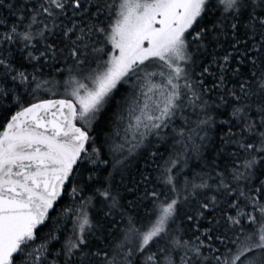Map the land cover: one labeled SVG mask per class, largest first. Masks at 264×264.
Wrapping results in <instances>:
<instances>
[{
	"label": "snow or ice",
	"instance_id": "6c2138e0",
	"mask_svg": "<svg viewBox=\"0 0 264 264\" xmlns=\"http://www.w3.org/2000/svg\"><path fill=\"white\" fill-rule=\"evenodd\" d=\"M5 8L15 19L0 16V264H264V0H0ZM45 66L67 70L62 98ZM188 109L197 119L173 129L181 147L161 174L167 191L141 194L147 177L125 194L112 172L97 181L110 125L123 183L125 153L163 138ZM204 153L230 155V167L213 162L179 185L173 169ZM66 194L74 207H60ZM145 199L141 222L132 213ZM194 200L185 220L198 234L186 240L174 225ZM117 219H127L123 239L106 251L93 237Z\"/></svg>",
	"mask_w": 264,
	"mask_h": 264
},
{
	"label": "trees",
	"instance_id": "16d2710c",
	"mask_svg": "<svg viewBox=\"0 0 264 264\" xmlns=\"http://www.w3.org/2000/svg\"><path fill=\"white\" fill-rule=\"evenodd\" d=\"M0 16L6 17L8 20H14L8 9H0ZM228 46L225 45V48ZM218 53L222 54V49L216 50ZM204 58H202L203 60ZM19 66V65H17ZM29 72L32 71V68L25 65ZM60 67L63 68V62H61ZM196 71V76L198 77L199 71ZM44 78L50 79L53 81L59 82L57 88H62L63 80L67 77V70L65 69L63 73L57 72L55 70V66L48 67L45 66L42 70ZM2 75V74H0ZM195 78V77H194ZM10 83V81H9ZM235 80H233V84ZM207 85L211 87V78L207 81ZM232 84L229 85L231 87ZM133 89L129 85L124 86V90L122 91V95L131 96ZM43 93V92H42ZM41 93V94H42ZM53 98V97H51ZM47 99V98H45ZM185 118L190 121H195L197 119L196 114H194L191 109L186 110L182 115L178 114L175 120L173 121L171 127L166 129L167 133L163 138L157 136H149L148 140L145 142L144 146L134 150L132 155H127L122 157L126 160L127 168L123 170V183H121V175L115 172V167L112 165V161L114 160V153L112 151V145H118L121 141L119 138L110 137V131L112 130V126L110 125L108 129L105 131V136L109 137V143L104 145V156L103 158L108 159L110 161L109 165H101L95 172V176L99 183L104 181V178L108 175L109 172H112L115 176V184L120 190L122 194L124 193V188L129 186L132 182H138L142 180L144 177H147L145 183L140 184L139 191L141 194L147 189L151 191L152 189H156L158 191H167V188L161 183V174L163 172L164 166L168 161L174 158V156L180 151V144L177 142L178 137L173 129H180L181 127H186ZM7 123V115L4 113H0V131L3 130V127ZM99 130H97L98 132ZM215 132H221L222 129H216ZM210 135H214V133H210ZM217 141L219 140V136H215ZM103 139V137H102ZM156 153L155 158H153L150 153ZM118 154V153H117ZM213 162L219 166L217 170L224 169L226 166L230 167V155H225L223 158L216 157L215 153L209 155L208 153H204V158H201L198 154H190L187 158V164L177 165V168L173 169V173L177 178V182L179 185H183L186 181H192L197 176H206L213 169ZM89 168L92 166L89 165ZM88 174V173H85ZM198 182V181H197ZM210 184H213L215 181L213 179H209ZM95 185H90L86 188L80 195L83 197H88L92 195L93 189ZM70 193V189L68 190ZM213 192L206 191L205 193H201V197L203 195H212ZM199 199V197L197 198ZM76 205V200L72 195L66 194L62 197L60 201V207H74ZM151 202L147 199L139 202L137 211L132 213V216L137 218L139 221H145L149 217L146 213L151 209ZM196 207V201H192L190 204H186L182 206V210L180 212V219L176 221L174 225V230H178L183 239L186 240H194L195 235L198 233L192 228L190 223H187L185 220V213L194 211ZM206 224V222H204ZM127 224V219L123 221L117 219L116 223L109 227L107 232L98 237H93L94 243H99L104 247V250H110L111 245L115 242L123 239V230L125 229ZM72 228L71 219H67V222L63 224V232L64 235H70ZM47 234V229H44L41 233V236ZM41 241L38 240L37 244ZM55 246L49 245L51 253L54 255L57 250L60 249L61 244L57 242H52ZM216 247L221 248V251L224 250V246L219 243V241H213ZM164 244L161 243L160 247H163ZM153 250H156L155 248ZM134 264H143V259L134 258Z\"/></svg>",
	"mask_w": 264,
	"mask_h": 264
},
{
	"label": "rangeland",
	"instance_id": "374dc122",
	"mask_svg": "<svg viewBox=\"0 0 264 264\" xmlns=\"http://www.w3.org/2000/svg\"><path fill=\"white\" fill-rule=\"evenodd\" d=\"M64 89L62 88H57V95L55 98H62ZM41 98H51L52 96L48 92H43L40 94Z\"/></svg>",
	"mask_w": 264,
	"mask_h": 264
}]
</instances>
